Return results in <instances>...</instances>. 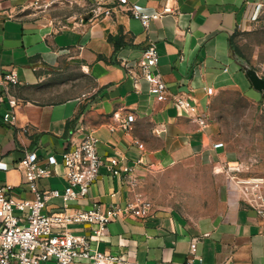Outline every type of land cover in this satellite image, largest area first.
<instances>
[{"label": "crops", "instance_id": "obj_1", "mask_svg": "<svg viewBox=\"0 0 264 264\" xmlns=\"http://www.w3.org/2000/svg\"><path fill=\"white\" fill-rule=\"evenodd\" d=\"M128 1L149 12L165 5L171 11L152 16L144 28L125 7L109 13L100 7L74 17L70 25L56 27L51 18L6 15L0 2V71L13 66L19 81L11 87L15 106L6 98L0 102V185L12 184L16 198L31 197L17 164L25 151L35 150L39 157L53 154L58 161L48 177L36 181L37 189L62 190L61 154L71 139L92 129L102 158L98 177L87 196L69 207L87 208L93 202L123 206L132 197L123 172L110 171L112 157L117 159L115 168L132 167L143 183L154 170L191 171L203 166L213 168L212 180L219 183L220 201L206 224L191 221L174 201L155 199L148 217L118 215L99 239L90 226L69 227L75 234L86 233L92 248L115 256L117 260L110 264H264V219L225 180L226 167L237 163L236 155L218 139L214 123L207 118L211 97L219 89L262 93L252 87L241 55L230 41L236 32L248 30L262 18L264 0ZM149 42L158 54L153 71L161 75L169 93L194 99L190 116L169 98L154 99L148 82L143 77L135 80L122 65L123 60H138ZM134 71L139 72L137 67ZM81 76L89 77L91 89L78 87ZM206 86L212 88L211 94ZM7 110L12 111L11 122L3 119ZM129 113L133 121L123 128L119 123ZM200 117L204 125L198 122ZM217 142L222 145L214 146ZM62 206L60 198L46 202L48 210ZM27 212L26 208L19 213ZM41 264L58 263L49 258ZM75 264L94 263L76 258Z\"/></svg>", "mask_w": 264, "mask_h": 264}, {"label": "built area", "instance_id": "obj_2", "mask_svg": "<svg viewBox=\"0 0 264 264\" xmlns=\"http://www.w3.org/2000/svg\"><path fill=\"white\" fill-rule=\"evenodd\" d=\"M91 2L95 5L89 12H97V9L102 7L103 12L109 13L113 9L125 7L144 28L148 26L152 16L171 11V8L165 5L160 11L149 12L128 0H91ZM261 5L264 6V1ZM157 62L155 45L149 42L143 48L138 60L133 63L123 60L122 65L134 79L143 77L148 82V92L154 99L163 101L169 98L178 109L190 116L196 107L194 99L189 95L169 93L161 75L153 71ZM135 67L138 68V73L134 71ZM18 82L13 66L0 71V102L6 98L12 108L15 106L16 99L11 93V87ZM204 89L207 94L212 93L211 87L206 86ZM12 118V111H5L4 121L11 122ZM132 121L133 115L129 113L119 125L127 128ZM198 122L204 125V117L198 118ZM70 141V146L62 152L60 160L65 178L62 190L37 189L36 181L48 177L52 173L51 167L58 161L53 154L39 157L35 150L25 151L17 164L24 175L22 185L32 193V196L16 198L13 196L12 184L0 185V264H41L49 258H53L58 264H75L76 258H85L94 264H110L117 260L115 256L92 248L86 233L75 234L69 229V225L90 226L91 234L99 239L106 233L108 223L118 215L139 219L150 215L151 201L140 198L137 194H132L123 206L112 202L102 207L97 202H93L87 208L69 207L70 202L87 196L90 185L98 177V168L102 162L97 151V136L92 129L83 130L77 140ZM221 145L222 142H217L214 146ZM138 146L142 145L138 144ZM41 160L44 165L40 164ZM116 162L115 157L110 158V171L119 174L121 170L123 181L133 192L139 180L138 176L130 166L115 168ZM226 170H228L227 177L238 193L239 199L264 219V177L238 174L242 168L237 163L227 165ZM50 198H60L63 208L48 210L46 202ZM26 208L27 213H19ZM93 224L95 226L91 227ZM194 251L195 240H192L190 252L194 253Z\"/></svg>", "mask_w": 264, "mask_h": 264}, {"label": "rangeland", "instance_id": "obj_3", "mask_svg": "<svg viewBox=\"0 0 264 264\" xmlns=\"http://www.w3.org/2000/svg\"><path fill=\"white\" fill-rule=\"evenodd\" d=\"M6 15L20 18H51L56 27L70 25L74 17L87 13L91 0H0ZM262 14V18H263ZM258 20L246 31H238L233 42L240 61L264 77V20ZM78 74L70 69V73ZM78 87H93L89 77L81 76ZM207 118L217 131V137L236 155L240 175L264 177V92L244 91L234 87L219 89L209 102ZM213 168L193 170L162 168L150 173L147 182L139 178L133 194L140 198L176 203L184 208L191 221L209 223L219 204V183L212 180ZM225 180H228L225 174ZM226 181V182H228ZM144 184V185H143ZM72 225H69L71 227Z\"/></svg>", "mask_w": 264, "mask_h": 264}, {"label": "water", "instance_id": "obj_4", "mask_svg": "<svg viewBox=\"0 0 264 264\" xmlns=\"http://www.w3.org/2000/svg\"><path fill=\"white\" fill-rule=\"evenodd\" d=\"M242 67L252 87L260 92H264V77L260 76L252 67L243 64Z\"/></svg>", "mask_w": 264, "mask_h": 264}, {"label": "trees", "instance_id": "obj_5", "mask_svg": "<svg viewBox=\"0 0 264 264\" xmlns=\"http://www.w3.org/2000/svg\"><path fill=\"white\" fill-rule=\"evenodd\" d=\"M108 39H114V37H112L111 35H108ZM230 44H231L232 49L237 53L238 49H237L236 45L231 41H230Z\"/></svg>", "mask_w": 264, "mask_h": 264}]
</instances>
